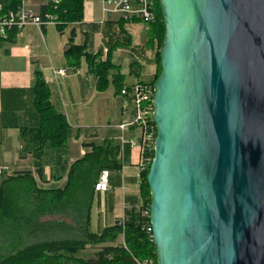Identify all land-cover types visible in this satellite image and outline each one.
Returning <instances> with one entry per match:
<instances>
[{"label": "water", "instance_id": "water-1", "mask_svg": "<svg viewBox=\"0 0 264 264\" xmlns=\"http://www.w3.org/2000/svg\"><path fill=\"white\" fill-rule=\"evenodd\" d=\"M159 3L157 262L264 264V0Z\"/></svg>", "mask_w": 264, "mask_h": 264}, {"label": "crops", "instance_id": "crops-1", "mask_svg": "<svg viewBox=\"0 0 264 264\" xmlns=\"http://www.w3.org/2000/svg\"><path fill=\"white\" fill-rule=\"evenodd\" d=\"M101 20V0H84L81 22L69 24L63 30L58 24L41 29L31 26L18 34L15 41L0 42V166L7 168L0 176V188L11 175L28 171L39 189H64L74 163L104 146L105 165L86 190L91 198L87 230L96 234L115 225L126 210L143 202L139 150L129 143L123 144L121 131L114 127L124 120L125 114L113 76L121 74L123 84L150 82L153 77L141 79L142 72L148 66L154 75L157 69L155 51L147 46L148 27L141 25L144 22ZM72 43L85 46L87 54L98 55L100 63L111 62L104 90H100L101 83L90 73L85 57L78 66L69 63L66 52ZM37 68L50 87L51 104L69 124L67 142L62 147L42 142L33 91ZM55 69H64L67 74L55 75ZM124 136L136 140L141 137L135 128ZM103 171L109 172L110 189L105 192L95 190ZM69 211L53 217L40 214L30 225L26 224L25 236L30 238L37 226L55 223L62 227L50 235L53 239H81L85 232L73 219V211ZM40 230L35 232L36 236L48 239L49 234ZM122 242L123 236L118 237L116 244Z\"/></svg>", "mask_w": 264, "mask_h": 264}, {"label": "trees", "instance_id": "trees-1", "mask_svg": "<svg viewBox=\"0 0 264 264\" xmlns=\"http://www.w3.org/2000/svg\"><path fill=\"white\" fill-rule=\"evenodd\" d=\"M47 11L57 16L58 26L63 30L65 26L83 20L84 0H63L57 10L44 9L42 14ZM164 35V17L158 0L156 20L149 24L147 31V46L154 49L157 66L149 82L152 84L161 72L160 49ZM16 36L17 34L12 32L8 40L13 42ZM84 51L85 46L72 43L66 57L72 66H78L82 57H85L90 73L101 83L100 90H104L109 79L108 69L113 65L109 61L100 63L97 61L98 55ZM34 76V104L40 117L42 142L55 148L62 147L67 142L69 124L66 117L51 104V90L39 68L35 70ZM121 78L119 73L113 76V80L118 83L119 93L123 86ZM105 154L104 146L97 147L92 153H87L83 159L75 162L68 184L61 190L39 189L28 171L13 174L4 181L0 188V241H8L9 248L0 247V264H138V261L145 260L158 264L153 238L144 228L149 218L143 216L138 207L126 210L124 224L118 221L100 234L87 230L91 198L87 196L86 190L98 170L105 165ZM149 169L150 166L141 176V196L145 208H150L151 205V190L147 181ZM70 209L75 215L73 219L78 221L80 228L85 232L81 239H53L50 235L62 227L55 223L37 226L31 232L34 234L30 238L25 236L26 224L30 225L35 217L40 214L52 217L60 213L67 214L71 212ZM41 228L49 234L48 239L36 236L35 232L41 231ZM122 235L126 247L116 244L118 237ZM89 244L105 246L95 257H81L79 253Z\"/></svg>", "mask_w": 264, "mask_h": 264}, {"label": "built area", "instance_id": "built-area-1", "mask_svg": "<svg viewBox=\"0 0 264 264\" xmlns=\"http://www.w3.org/2000/svg\"><path fill=\"white\" fill-rule=\"evenodd\" d=\"M63 0H0V40H8L10 33L20 34L27 27L43 28L47 25H57V16L50 11L44 15L43 10H57ZM158 0H101L102 23L109 20H121L125 22L142 21L147 24L156 20ZM1 55V47H0ZM55 75H66L64 69H55ZM154 94L155 86L149 82L135 81L134 83H124L120 91L122 111L125 114L124 120L115 124L114 127L122 133V143H129L133 148L139 150L138 171L140 177L148 170L155 152V140L157 128L154 120ZM131 128L140 131V139H130L124 136L125 132ZM7 172V168L0 166V176ZM109 172L103 171L99 181L95 185L97 191H108ZM142 210L143 216L149 218L145 225L148 233H153L150 221V208L144 204L138 206ZM125 222V216L120 220ZM123 236V235H122ZM153 238V237H152ZM125 247L124 236L121 243ZM138 264H153L152 260L138 261Z\"/></svg>", "mask_w": 264, "mask_h": 264}, {"label": "rangeland", "instance_id": "rangeland-1", "mask_svg": "<svg viewBox=\"0 0 264 264\" xmlns=\"http://www.w3.org/2000/svg\"><path fill=\"white\" fill-rule=\"evenodd\" d=\"M141 23H143V22H141ZM146 24V26L147 27H149V24H147V23H143V24H141V25H145ZM127 28H129V27H126V29ZM130 29V28H129ZM153 77V74H152V69L151 68H149L148 66L144 69V71L142 72V74H141V79H145V80H148V79H150V78H152ZM110 89H111V91L110 92H113L114 91V88L113 87H110ZM62 237L64 236V235H61ZM8 244V241H5V240H2V241H0V247L2 248V249H4V248H9V246L7 245ZM110 245V244H109ZM105 245H92V244H89V245H87L86 247H85V249L84 250H82L80 253H79V255L81 256V257H83V258H92V257H95L96 255H97V253L99 252V251H101L102 250V248L104 247Z\"/></svg>", "mask_w": 264, "mask_h": 264}]
</instances>
